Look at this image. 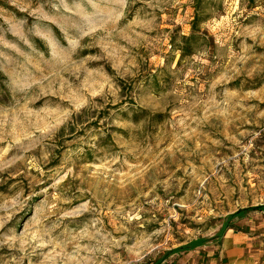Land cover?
I'll list each match as a JSON object with an SVG mask.
<instances>
[{
    "label": "rangeland",
    "instance_id": "1",
    "mask_svg": "<svg viewBox=\"0 0 264 264\" xmlns=\"http://www.w3.org/2000/svg\"><path fill=\"white\" fill-rule=\"evenodd\" d=\"M194 5L0 0V264L264 261V212L220 232L264 206V0H209L177 65Z\"/></svg>",
    "mask_w": 264,
    "mask_h": 264
},
{
    "label": "trees",
    "instance_id": "2",
    "mask_svg": "<svg viewBox=\"0 0 264 264\" xmlns=\"http://www.w3.org/2000/svg\"><path fill=\"white\" fill-rule=\"evenodd\" d=\"M209 6V0H195L194 5V16L190 24V34L188 36L175 35L170 38L169 47L172 53H177L179 56L177 65L181 64L186 60L195 56L197 53L202 51L208 46H214L213 41L207 33L201 32V25L205 23L209 17L207 14V8ZM251 7V6H250ZM250 211L264 212V206L255 208L242 209L237 211L235 214L228 216L226 224L221 227L220 232H224L227 229V223L234 218H242L246 213ZM201 242H192L188 246L177 248L167 255L177 253L179 251L192 250L200 246Z\"/></svg>",
    "mask_w": 264,
    "mask_h": 264
},
{
    "label": "crops",
    "instance_id": "3",
    "mask_svg": "<svg viewBox=\"0 0 264 264\" xmlns=\"http://www.w3.org/2000/svg\"><path fill=\"white\" fill-rule=\"evenodd\" d=\"M225 232L226 233L222 235L219 250L216 251V253L209 252L207 255H214V257L218 256V258L222 260L220 264H258L257 259L259 250L252 246L253 238L249 234L231 232V230H226ZM194 254L195 253L185 256L181 264H195L197 256H194ZM189 257H192V260H190ZM214 260L215 259L212 258L209 264H217V261L213 262ZM261 264H264V261H262Z\"/></svg>",
    "mask_w": 264,
    "mask_h": 264
},
{
    "label": "built area",
    "instance_id": "4",
    "mask_svg": "<svg viewBox=\"0 0 264 264\" xmlns=\"http://www.w3.org/2000/svg\"><path fill=\"white\" fill-rule=\"evenodd\" d=\"M219 260H220V258H219ZM221 261V260H220Z\"/></svg>",
    "mask_w": 264,
    "mask_h": 264
}]
</instances>
